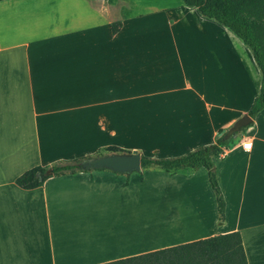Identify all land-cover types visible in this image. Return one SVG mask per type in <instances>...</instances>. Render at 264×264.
Returning a JSON list of instances; mask_svg holds the SVG:
<instances>
[{"label":"crops","instance_id":"crops-1","mask_svg":"<svg viewBox=\"0 0 264 264\" xmlns=\"http://www.w3.org/2000/svg\"><path fill=\"white\" fill-rule=\"evenodd\" d=\"M181 3L0 2V264H105L235 232L247 264H264V109L215 161L226 204L222 223L204 168L129 175L96 170L52 176L33 190L15 184L35 167L118 147L124 127L137 129L143 147L148 141L137 149L147 157L174 158L214 144L246 115L260 85L250 50ZM116 22L121 27L113 35ZM175 31L184 38L172 39L179 37ZM181 46L194 51L182 57ZM157 48L155 57L168 48L177 55L179 86L143 76V60L134 58ZM233 60L258 86L243 102L240 85L221 88ZM141 77L146 87L138 85ZM135 85L143 103L130 107ZM151 184L165 198L146 207L134 191ZM167 192L175 195L168 199Z\"/></svg>","mask_w":264,"mask_h":264},{"label":"trees","instance_id":"trees-1","mask_svg":"<svg viewBox=\"0 0 264 264\" xmlns=\"http://www.w3.org/2000/svg\"><path fill=\"white\" fill-rule=\"evenodd\" d=\"M181 1L185 7L196 8L202 17L214 20L229 30L250 50L260 72L258 94L246 113L254 119L264 109V0ZM120 27V22L111 24V33L115 35ZM240 132L229 139L222 136L214 144L201 146L174 158H152L141 155V169L158 168L173 172L204 168L207 171L209 186L215 196L218 222L222 223L225 220L226 204L219 187L215 161L228 147L232 138ZM129 154L131 151L119 147H105L99 151L97 157ZM48 169L52 172L51 176L44 175ZM92 171L96 170L86 171L75 163H56L50 168L35 167L24 172L15 179V184L23 190H33L42 186L52 176L60 177ZM99 171L109 170L100 169ZM37 173H41V180L37 178ZM126 184L127 182L124 183ZM105 264H247V261L241 237L235 232Z\"/></svg>","mask_w":264,"mask_h":264},{"label":"rangeland","instance_id":"rangeland-1","mask_svg":"<svg viewBox=\"0 0 264 264\" xmlns=\"http://www.w3.org/2000/svg\"><path fill=\"white\" fill-rule=\"evenodd\" d=\"M177 2L182 4L181 0H153V3L157 4V5H174ZM227 31H229V30H227ZM175 32H176V36H179V37H174L172 39H175V38L180 39V37L184 38L183 32L178 33V35H177V31H175ZM153 38L159 39V36L152 37V39ZM172 39H169V40L171 41ZM177 49H178V52L181 54L182 57H184V54L190 55L191 52L194 51L193 48H191L189 46H184V47L181 46L180 48H177ZM161 50H162V48L161 49H159V48L152 49L151 56L145 57V58H143L139 54H137L135 56L134 60L137 62H141L142 60L143 61L149 60L150 64L149 63L148 64H149V67L151 68V70L146 71L144 66L148 65V64H143V61H142V67L140 68V70H142L143 76L147 75L146 77H150L151 83L153 82L154 79H157L159 82H162L161 80H165L166 82H168V85L170 87L179 86L180 84H182L183 78L180 75L181 71L179 70V68L177 67V65L175 63V57H177V55L173 52V49L168 48L165 50L167 52L166 56L161 55L160 58L155 57L154 51L158 52ZM146 58H148V59H146ZM229 67H230L229 68V72H230L229 79L225 78V80L221 81V82H223L221 88L227 90V89L237 88L238 85H240L239 87H241V89H242L241 101L243 102L244 100L249 99L252 96V94L255 92V90H256V92L258 90V86L256 88L254 86L253 81H252L253 75L251 74V71L248 68H246V66L244 64L237 63L236 60H233V62L229 65ZM138 70H139V68L135 71V74H136V72H138ZM135 77H137V76H135ZM227 81L230 82V84H231L230 86L226 85ZM138 85H140V86L143 85L146 87V82L144 79H142V77H141V80L138 82ZM152 85L153 84H151V86H149L148 88L151 89L150 87H153ZM148 88H146V89L148 90ZM138 90H139L138 87L135 85L131 95L128 97L129 102H127V104H125V105H128L130 107L142 105V103H143L142 96L137 95V94H139ZM120 106H123V105H120ZM124 113H126V112H124ZM122 114L123 113H120V116H122ZM137 133H138L137 129H134V128L124 127L122 129H120L119 145H117V146L122 148V149L129 150V151H131V153L133 151H136L139 147L144 148V147L148 146V141H147L146 143L144 142V147H143V143H141L142 138ZM197 148H199V147H197ZM136 152L142 156H145V157L148 156L146 153L141 152L140 150H137ZM98 153H99V150L88 154V157H86L85 159H78V160L76 159V160H72V161H67V163L68 164L75 163L78 165L86 159L96 158L98 156ZM152 157L156 158V156H152ZM147 170L148 171H156V172H164V170H161L158 168H149ZM183 171H190V170H183ZM135 173H137V172H134V174ZM150 179H153V178H150ZM152 182H153V180H151V183ZM142 191L143 190H140V189L135 190L134 196H135L136 200L143 201V203L145 204L146 207L153 206L151 204L155 200H157V198H160V197L162 198L164 196V194L162 196V194L159 193L161 191H158V185H155V186H153L152 184L147 185L145 187V190L143 193H142ZM167 194L169 195L167 197L168 199L171 198V196L175 195V194L169 193V192H167ZM163 198H165V197H163Z\"/></svg>","mask_w":264,"mask_h":264},{"label":"water","instance_id":"water-1","mask_svg":"<svg viewBox=\"0 0 264 264\" xmlns=\"http://www.w3.org/2000/svg\"><path fill=\"white\" fill-rule=\"evenodd\" d=\"M252 122V118L247 114L237 119L228 130H223L217 135V139L224 136L225 139H229L231 136L242 131L248 127ZM83 170H100L105 169L113 173L121 175H129L134 172L141 171V155L136 151H133L129 155H108L102 157H96L86 159L78 164ZM45 176H51V170H47L44 173ZM37 178L41 180V173H37Z\"/></svg>","mask_w":264,"mask_h":264},{"label":"built area","instance_id":"built-area-1","mask_svg":"<svg viewBox=\"0 0 264 264\" xmlns=\"http://www.w3.org/2000/svg\"><path fill=\"white\" fill-rule=\"evenodd\" d=\"M248 145H251V143L250 142L243 143V145H242L243 149L250 150L251 147H248Z\"/></svg>","mask_w":264,"mask_h":264},{"label":"snow or ice","instance_id":"snow-or-ice-1","mask_svg":"<svg viewBox=\"0 0 264 264\" xmlns=\"http://www.w3.org/2000/svg\"><path fill=\"white\" fill-rule=\"evenodd\" d=\"M248 147H251V145H248Z\"/></svg>","mask_w":264,"mask_h":264}]
</instances>
